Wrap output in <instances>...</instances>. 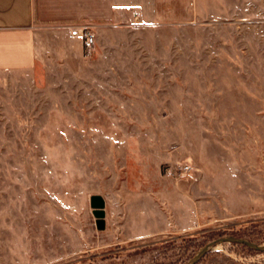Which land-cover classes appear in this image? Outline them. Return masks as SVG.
I'll return each mask as SVG.
<instances>
[{
    "label": "rangeland",
    "instance_id": "1",
    "mask_svg": "<svg viewBox=\"0 0 264 264\" xmlns=\"http://www.w3.org/2000/svg\"><path fill=\"white\" fill-rule=\"evenodd\" d=\"M199 4L0 73V264H264V0Z\"/></svg>",
    "mask_w": 264,
    "mask_h": 264
},
{
    "label": "crops",
    "instance_id": "2",
    "mask_svg": "<svg viewBox=\"0 0 264 264\" xmlns=\"http://www.w3.org/2000/svg\"><path fill=\"white\" fill-rule=\"evenodd\" d=\"M199 7V0H0V73L78 53L85 44L74 27L89 26L96 39L124 25L189 24Z\"/></svg>",
    "mask_w": 264,
    "mask_h": 264
},
{
    "label": "water",
    "instance_id": "3",
    "mask_svg": "<svg viewBox=\"0 0 264 264\" xmlns=\"http://www.w3.org/2000/svg\"><path fill=\"white\" fill-rule=\"evenodd\" d=\"M93 211L97 217V225H99L100 228L104 227V216H105V201L102 196L94 194L92 198Z\"/></svg>",
    "mask_w": 264,
    "mask_h": 264
},
{
    "label": "built area",
    "instance_id": "4",
    "mask_svg": "<svg viewBox=\"0 0 264 264\" xmlns=\"http://www.w3.org/2000/svg\"><path fill=\"white\" fill-rule=\"evenodd\" d=\"M72 35H79L83 37L84 39V44L88 48L92 46L95 42V36L91 33L89 26H79V27H74L71 30ZM185 169H190V166H185Z\"/></svg>",
    "mask_w": 264,
    "mask_h": 264
},
{
    "label": "trees",
    "instance_id": "5",
    "mask_svg": "<svg viewBox=\"0 0 264 264\" xmlns=\"http://www.w3.org/2000/svg\"><path fill=\"white\" fill-rule=\"evenodd\" d=\"M221 238H216V239H213V241L215 242H218ZM206 253L208 252L207 250L205 251Z\"/></svg>",
    "mask_w": 264,
    "mask_h": 264
}]
</instances>
